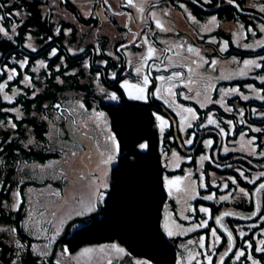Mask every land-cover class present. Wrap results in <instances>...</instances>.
<instances>
[{"label": "trees", "instance_id": "obj_1", "mask_svg": "<svg viewBox=\"0 0 264 264\" xmlns=\"http://www.w3.org/2000/svg\"><path fill=\"white\" fill-rule=\"evenodd\" d=\"M91 2L94 10H103L108 16V22L121 35L120 39L112 42L109 36L101 34L95 38L94 30L100 31L104 21L97 16L84 15L74 0H0V4L4 5L0 8V14L21 13L20 16L13 15L0 22L9 36H12L9 40L0 33V70L3 72L0 83L7 80L8 70L15 68L20 75L8 82L5 92L8 95H12L13 90L22 92L12 103L4 101L3 94H0V121H3L0 124V264H57L59 248L66 246L68 252L74 254L84 247L110 242L120 244L129 254L147 259L153 264H176L181 238H167L162 229V219L164 207L169 200L166 174L178 172L167 171L162 149H176L195 159L205 151L203 141L213 138L215 145L211 156L213 163L221 166L222 169H218L220 174L235 177L249 193H253L264 182V177H261L256 184H249L237 171L239 169L245 176H252L255 171L264 169V158L254 159L239 153L223 155L219 149L220 133L216 128H196L193 145L186 147L178 129V116L153 95L152 88L148 102L126 98L121 84L131 76L132 71L127 64L125 51L137 47L135 39L128 40L124 34L131 35L133 31V15L130 10L120 9L114 0H107V3L104 0ZM114 3L120 14L113 7ZM247 3L244 0H234L231 4L228 0H209L208 3L204 0L159 2L174 7L183 4L200 20L217 16L221 20H243L249 25L253 23L249 19L253 16L263 19L259 16L261 13L252 15L251 12L256 13L257 10L247 7ZM119 16L125 17V24L120 23ZM13 24L17 26L16 34L11 31ZM81 28L86 29L82 34ZM29 44L36 49L35 52L28 47ZM52 49L57 50L56 56L51 55ZM234 53L242 58L253 57L263 54L264 47L257 51H243L233 47L224 54L218 52L215 55L226 58ZM25 58L28 65L20 68L17 62ZM39 61H44L48 67H40ZM25 75L33 78V87L21 83ZM98 83L108 93H116L121 102H107V95L101 94ZM258 86L264 88V85ZM34 91L36 95L33 97ZM68 100H81L89 109L104 111L120 143V152L110 172V186L104 203L89 215L70 221L54 251L43 257L33 250L35 238L25 227L26 204H21L19 211L15 210L12 207V194L24 182L27 186L36 183L29 177L28 164L46 163L60 157V152L48 140L49 118L57 111L54 105L59 104L61 108ZM239 102L246 107L260 104L256 100ZM13 108H19L22 116L18 118L14 111H3ZM156 115L170 120V126L163 137ZM10 122L17 127L13 129ZM241 131L239 129L237 133ZM192 133L193 129L188 135ZM144 142L148 143V149H139L138 145ZM210 169L214 167L208 162L206 170ZM207 205L212 210L210 225L213 227L216 226L215 218L229 209L250 217L255 211L253 197ZM262 211L264 213V208ZM260 219L251 224L227 220L236 239V249L242 247L247 238L255 251L254 229L249 226L257 224ZM235 225L251 229L250 236L241 238L235 231ZM17 241L24 247H18ZM225 243L227 238L223 235ZM223 244L213 264L218 263L219 254L225 251Z\"/></svg>", "mask_w": 264, "mask_h": 264}, {"label": "rangeland", "instance_id": "obj_2", "mask_svg": "<svg viewBox=\"0 0 264 264\" xmlns=\"http://www.w3.org/2000/svg\"><path fill=\"white\" fill-rule=\"evenodd\" d=\"M74 1L80 7L84 15L97 16L104 21V26L100 31L94 30L93 35L95 38L97 34H101L109 36L112 42L120 39L121 35L118 34L116 28L111 26L108 22V16L103 10H94L91 0ZM160 1L161 0H135V3L133 1L135 7L129 6L133 9L130 11L133 15V31L131 35L125 33L124 37H128V40L135 39V46L137 47L135 50L130 48L125 51L127 64L132 71L131 76L127 78L130 83L141 82L136 76L135 69L141 65L142 58L146 56L148 44H151V46L156 49L153 58L146 61V66L142 72V75H150L151 82L148 85V99L147 101L140 102L149 101L151 88L154 92L156 88H161V96H154L163 103L165 99L169 101L171 106H169V104H164L178 116V129L184 141L193 138L194 143L195 136H192L193 133L190 136L188 135L189 131L192 129L194 133L197 134L196 128L200 130L209 127L216 128L215 125H208L206 128L198 127L201 123L207 124L206 117L211 115L218 121L220 127L224 128L225 133H227V135L221 134L219 129L216 128L220 133L219 149L223 155L239 153L254 159L264 158V156L260 155L261 152H264V106L262 103L264 99H260L261 96H264V88L258 86V84L264 85V59H261V57H264V53L247 58H242L236 53L226 58L215 55L218 52L224 54L233 47L243 51H257L264 47V44L258 43L264 42V32L260 31V25H264V11H261V8L264 7V0H248L247 7L257 10L256 13L251 12L252 15H259L261 13L259 16L263 18L259 19L253 16V18H249L251 22H253L249 25L243 20H221L217 16H211L204 20H200L183 4L174 7L161 5L159 4ZM113 7L116 8L117 12H119L118 14H120V10L115 3ZM141 7L144 9L143 12L140 11ZM153 13H155V16L152 15ZM213 17L216 18L214 22L212 20ZM118 18L122 25L126 23L125 17L119 16ZM156 20L161 21L166 31H162L156 27ZM249 28L252 29V32H255V35L248 31ZM85 30L86 29L81 28L80 34L85 32ZM145 37L148 38V44L143 43ZM225 42L227 43L226 48H224ZM189 47L197 49L199 55H197L196 52H189ZM245 60H254L261 64L262 67L256 68L255 66H249L245 68L243 64ZM205 61H207V63H205ZM213 61H215V64L212 63ZM189 69H191V71H189ZM242 70L245 72L243 76L240 75ZM173 72H181L183 75L179 79L174 78L172 81L166 82H161L156 79L159 75H164L167 78ZM168 84L175 85L173 92L176 95L174 97L169 96L164 91V87ZM97 85L101 94L107 95L105 97L107 102H121V98L118 96L117 100L110 99L111 93H108L100 83ZM232 88H239V93L224 94V90ZM101 89L104 91L102 92ZM197 92L199 95H196ZM241 94H243V96H248L249 99L244 100ZM185 96L188 98L185 99ZM173 100L175 103H173ZM250 100H256L260 102V104L246 107L239 102L243 101L246 103ZM216 101L220 102L217 103ZM78 102L83 101H65L62 107L60 109L57 108V111L49 118L50 129L48 132V140L50 145L60 152V157L49 160L46 163L34 162L28 164L27 169L29 170V177L35 180L36 183L27 186L24 185V182L21 184V187L16 189L12 194L13 204L16 202L14 194L17 191L21 194L20 200L22 202L20 205L26 204L27 214L24 223L25 227L35 238L33 246L41 251L48 252V255L54 251L56 243L63 234L66 225L73 219L82 217L78 216L77 213L83 211L93 200H98L99 193L96 191L97 189H99V192L104 193L105 200L110 186V172L112 166L117 161L116 158L111 164L104 163L107 156L110 154L111 148L108 136L114 133L107 115V124H105L103 120H97L94 115V111H101L89 109L83 102L87 109L85 112L78 107ZM201 104H204L205 107H201ZM178 105L184 108L191 107L195 110L199 119L196 121L189 120V122L193 124L192 128H187L186 125L182 123L181 116L179 115L181 108L177 107ZM226 108H231L232 111H226ZM164 119L169 122L168 126L165 128L166 130L170 126V120L169 118ZM227 121H232V125H228ZM254 128H260L262 131H252ZM239 129L243 131L237 133ZM164 132H160L161 137L164 136ZM242 134L243 139H241ZM253 138L254 145H249L248 141ZM208 139L213 141V145L209 148L203 143L205 151L195 158L196 160L183 155L176 149L171 151H164L162 149L163 160L167 171L178 172L176 174L167 173L166 182L167 180H174L178 176L182 178L187 177L188 174L191 173V177L184 180L179 186V191L176 186H173L171 189L168 187L169 200L164 207L162 225L166 216L170 217L169 223L175 231H179L177 226L187 229L204 219H207L209 224V228H198L195 232H188L186 235H176L173 237H169L162 227L167 238H181V241L178 243L179 251L177 262L183 259L184 264H187L188 251H197L200 253L208 251L209 254L213 256L214 261L215 256H218V249L223 244V232L217 224L215 227L210 225L212 221V210L207 203H231L241 197H245L239 193L236 185H233L229 180V177H235L231 175L224 176L218 172V169L222 168L213 163L211 156L215 141L213 138H206L205 140ZM192 145L185 144L186 147H191ZM252 147L256 149L255 155L250 154ZM224 148H228L229 151L225 152ZM174 152L178 155L179 167L176 166L177 158L173 156ZM73 153H75V155H73ZM201 156L210 158L204 160L202 166L200 161ZM208 162L212 163L214 169L206 170V164ZM48 165L51 166L46 167ZM262 171H264V169L255 171L252 176H247L248 180L253 179L254 176L259 175ZM106 172L107 176L105 175ZM201 173L204 177L203 183L207 185V187L204 188L199 186L201 183ZM248 180L244 179V181L249 183ZM105 182L108 184L107 189L101 187ZM237 182L239 187L244 188L238 180ZM224 183H228V189L223 188ZM193 184L196 187V191L199 193L196 199H191V194L184 191L186 185ZM244 189L247 191L246 188ZM254 191L253 193L247 191L249 196L246 198H252L254 196ZM55 192H59L60 195H53ZM229 192H232V198L230 200H219L220 196L227 195ZM213 193H215V198L211 201L202 198ZM263 195L264 191H261L259 194L261 211L264 208ZM102 204L97 203L96 210H98ZM189 206L195 209V211H191ZM200 207L209 208L211 211V218H209L208 214L201 213L199 211ZM226 212H233L245 218L250 217L235 209H229ZM89 214L83 215V217ZM262 214H264L263 211ZM262 214L249 224L257 221ZM184 217H188V219H184ZM227 222V220H224L225 226L232 231ZM263 223L264 219L261 218L257 224H254L257 227H252L253 225L249 226V228L254 229L253 234L257 246L256 248L261 247L259 241L264 240ZM235 226V231L238 232V234L240 231L246 233L243 239L246 236H250V232H252L251 229H246L243 225ZM211 228H216L218 235L221 236V243L215 248V254L209 251V245L212 240L210 235ZM57 229H60L59 235H57ZM200 236L206 237L205 249H200L198 244L188 245L187 250L181 247L187 244L189 240L198 241ZM52 237H55V240H52ZM246 239L243 241V246L238 249L235 248L233 252L244 250L246 256L242 257L240 261H235V257L232 255L228 260L229 262H227L228 264H251V260L246 258L249 254H251L254 259L259 260L260 264H264V253L254 251L253 248L248 249L247 243L250 242V240ZM113 244L123 248L116 242H110L90 245L72 254L68 251L65 253L64 248L66 246H64L58 249V261H60V264H108L109 260H111L112 264H137V261L147 260L129 254L125 248H123V253L116 252L110 247ZM223 246L226 250L227 243L223 244ZM85 248H91L93 251L88 255H82ZM34 251L38 254L36 250ZM197 259L202 261L203 264H207L206 258L203 255L199 256ZM150 264L153 263L150 262ZM192 264H197V262L194 260Z\"/></svg>", "mask_w": 264, "mask_h": 264}, {"label": "snow or ice", "instance_id": "obj_3", "mask_svg": "<svg viewBox=\"0 0 264 264\" xmlns=\"http://www.w3.org/2000/svg\"><path fill=\"white\" fill-rule=\"evenodd\" d=\"M233 2H234V0H228V3H230V4L233 3ZM104 3H107V0H104ZM127 5L135 7V5L133 4V0H127ZM3 7H4V5L0 4V8H3ZM181 7H183V6H181ZM140 11L141 12L144 11L143 7L140 8ZM261 11H264V7L261 8ZM20 14L21 13L19 11L14 12V13H3V14H0V22L4 21L6 18H11V16H13V15L14 16H20ZM152 15L155 16V13H153ZM215 19H216L215 17L212 18L213 22L215 21ZM16 27L17 26L15 24H13L12 27H11V31H12L13 34H16ZM156 27L161 29L162 31H166V29H164V27H163V25H162L160 20H156ZM241 27H243V26H241ZM248 31L252 32V29L249 28ZM260 31L264 32V25H260ZM0 33H2L3 36L7 37L9 40L12 39V36H9L8 31L6 30V28L2 24H0ZM252 34L255 35V32H252ZM29 39H31V37H29ZM143 43L144 44H148V38L147 37L144 38ZM258 43L259 44H264V42H258ZM28 47L31 48V50L33 52L36 51V49L33 48L31 44H29ZM122 47H126V46H122ZM226 47H227V43L225 42L224 48H226ZM221 50H224V49H221ZM81 51H83V49H81ZM188 51L189 52H196V54L199 55L198 50L194 49L192 47H189ZM155 52H156V49L154 47H152L151 44H148L146 56H144L142 58L141 65L139 67H136V69H135V73H136L137 78L141 80L140 83H130L127 79H125L123 81V83L121 84V87L124 89L125 94H126V96H127V98L129 100H132V101H147V99H148V85L151 82L150 81V75H148V74H143L142 75V72H143V69L146 66V61L152 59L153 56L155 55ZM51 55L52 56H56L57 55V50L56 49H52ZM108 55H112V53H108ZM261 59H264V57H261ZM17 63L19 64L20 68H24L25 66L28 65V60H27V58H25L24 60L18 61ZM38 63H39V66L42 67V68H47L48 67V65L44 61H39ZM104 63L106 64L107 62L105 61ZM205 63H207V61H205ZM212 63L215 64V61H213ZM243 64H244L245 68H248L249 66H255L256 68H261L262 67L261 64L257 63L254 60H245V61H243ZM85 66L87 67V65H85ZM6 67L7 66H5V68ZM33 71H37V69H33ZM189 71H191V69H189ZM2 74H3V72H2V70H0V75H2ZM18 75H20V73H18L15 68H12V69L8 70L7 80L4 83H0V94H3L2 99L4 101L12 103L14 101V98L17 95L22 94V92L19 91V90H13L12 95H8L5 92V89H7L8 86H9L8 82L14 80ZM182 75L183 74L181 72H173L167 78L164 75H159V76L156 77V79L161 81V82H166V81H172L174 78L175 79H179L180 77H182ZM240 75L241 76L245 75V72L242 70L240 72ZM112 76H113V78H115V73H113ZM32 79L33 78L31 76L25 75L23 77V80L21 81V83L25 84L28 87H33ZM97 79H98V77H97ZM185 86H187V85H185ZM174 87H175V85L168 84L166 87H164V91L169 96H173L174 97L176 95L173 92V88ZM249 87H251V86H249ZM101 91L103 92L104 90L101 89ZM239 91H240L239 88H232V89H229V90H224V94L227 95L229 93H239ZM35 95H36V92L34 91L33 92V97ZM153 95H155L157 97L161 96V88H156V90L153 93ZM196 95H199V93L197 92ZM241 95H242V98L244 100L249 99L248 96H243V94H241ZM184 98L187 99L188 97L185 96ZM110 99L117 100L118 97H117L116 93H111ZM260 99H264V96H261ZM216 102L219 103L220 101H216ZM164 103L165 104H169V101L167 99H165ZM173 103H175L174 100H173ZM169 106H171V104H169ZM200 106L201 107H205L204 104H201ZM45 107H47V106H45ZM54 107L60 108V105L57 104V105H54ZM78 107L80 109L84 110L85 112L87 111V109L85 108V105H84L83 102H78ZM177 107L181 108V112L179 113V115L181 116L182 123L184 125H186L187 128H192L193 124L190 123L189 120L196 121V120L199 119V117L197 116L195 110L193 108H191V107L184 108V107L179 106V105ZM225 110L229 111V112L232 111L231 108H226ZM3 111H14V112H16L18 114V118L20 116H22V113H20V109L19 108L3 109ZM94 115H95V118L97 120H103L105 122V124H107V117H106V114L104 112H102V111L101 112H95L94 111ZM155 119L159 122L158 123L159 131L161 133H163L165 128L168 126L169 122L167 120H165L162 116H159V115H156ZM206 120H207V124L201 123V124L198 125V127L206 128L208 125H215L216 128L219 129L221 134L227 135V133H225L224 128H221L220 124L218 123V121L216 119H214L211 115H208L206 117ZM2 123H3V121H0V124H2ZM227 123H228V125H232L233 122L232 121H227ZM10 124H11V127L13 129H15L17 127V125L15 123H11L10 122ZM252 131L261 132L262 129L254 128V129H252ZM109 132H110V129H109ZM192 136L194 137L195 133H193ZM241 139H243V134L241 136ZM108 140L110 141L111 148H110V154L107 156V159L104 161L105 164H111L113 161H115L117 156L119 155V152H120V143L117 140V138H116L114 133H111L108 136ZM184 143L187 144V145H192L193 144V138L186 139L184 141ZM203 143L205 144L206 147H209V148L213 145V141L211 139L205 140V141H203ZM248 144L249 145H254V138L252 140H249ZM138 147L141 150H146V149H148L149 145H148L147 142H144V143L139 144ZM224 151L228 152L229 149L228 148H224ZM250 154H252V155L256 154L255 147H252ZM73 155H75V153H73ZM260 155L264 156V152H261ZM173 156L177 158L176 166L179 167V163H178V159L179 158H178L177 153L174 152ZM207 159H210V158L207 157V156H201L200 157L201 166L203 165V161L207 160ZM50 166L51 165H48L46 167H50ZM237 171L239 172L241 177H243L245 180H248V177L244 175L243 171H240L239 169H237ZM105 175L107 176V172L105 173ZM190 177H191V173H189L188 176L184 177V178L178 176L174 180H167V185H168V187L170 189L173 186H176L177 190L179 191L180 190L179 186L183 183L184 180H187ZM261 177H264V171L260 172L259 175L254 176L253 179L248 180V182L251 183V184H256V181L259 180ZM203 179H204V177H203V174L201 173V175H200L201 183H200L199 186L202 187V188L207 187V185H205L203 183ZM229 180L231 181V183L233 185H236V187H237V189H238L240 194H242L245 197L249 196V193L244 188L239 187V184H238V182H237V180L235 178L229 177ZM101 187H103L104 189H107L108 188V184L105 182V183H103L101 185ZM228 187H229L228 183H224L223 184V188L224 189H228ZM96 191L99 193L98 200H93L90 204H88L84 208L83 211L77 213L78 216H83V215H86V214L94 212L96 210V208H97V203H101V204L103 203L104 193L99 192V189H97ZM184 191L186 193H190L191 194V199H196V197L199 195V193L196 191V187H195L194 184L193 185H186L184 187ZM255 191H256V195L257 196L261 193V191H264V183H260ZM14 195L16 197V202L12 205V207L15 210L19 211L20 203L22 202L20 200V195L21 194H20L19 191H17ZM53 195L59 196L60 193L59 192H55V193H53ZM202 198L205 199V200L211 201V200H213L215 198V193L207 195V196H204ZM231 198H232V192H229L227 195L220 196L219 200L228 201ZM189 207H190L191 211H195V209H192L191 206H189ZM199 211L201 213L208 214L209 218H211V211H210L209 208L200 207ZM258 213H261V205H260L259 201L256 202L255 211H253L251 213V216H257ZM231 215H235V213H233V212H224L221 216H218V217L215 218V223L220 225V227L224 230V232L227 233V249L224 252L220 253L219 264H225V257L229 256V253L232 252V248L235 247V240H234V237H233V232L230 231L222 223L224 216H231ZM261 218L264 219V215H262ZM169 219H170V217L166 216L165 217V221H164V223L162 225L163 229L165 230L166 234L169 237H173V236H176V235H186L188 232H195L198 228H209L208 220L204 219V220H201L199 223H197V224H195L192 227L187 228V229H183V228H180V226H177L179 228V231H175V230H173L172 226L170 225ZM184 219H188V217H184ZM252 227H257V226L253 225ZM12 231L14 232L15 230L12 229ZM59 232H60V229H57V235H59ZM210 235H211L212 240H211V243L209 245V251H211L213 254H215V248L218 245H220V243H221V236L218 235L216 228H211L210 229ZM239 235H240L241 238H243L246 235V233H244L243 231H240ZM51 239L55 240V237H52ZM205 240H206L205 236H200L198 241L189 240L187 242V244L182 245L181 247H183L185 250H187L188 245L198 244V247L200 249H205V247H206ZM259 244L261 245V247L256 248L255 251L264 253V240H260ZM17 245H18V247H21V248L24 247L23 245L19 244L18 241H17ZM33 247H34V250H36L38 252V254L41 255V256H47L49 254L46 251L39 250L35 246H33ZM110 247L112 249H114L116 252H119V253H123L124 252L123 248H120V247H118L115 244L111 245ZM247 248L248 249H252L253 248V245H252L251 242L247 243ZM101 250H103V249H101ZM67 251H68V249H67V247H65L64 248V252L67 253ZM92 251H93V249H91V248H85L83 250V252H82V255H88ZM201 255H203L206 258L207 264H213V256L210 255L208 251H205L204 253H200V252H197V251H188L187 264H192V261H194V260L197 262V264H203L202 261L197 259ZM233 255L235 257V261H240L242 257L246 256V253H245L244 250H238L235 253H233ZM246 258L251 260V264H260V261L257 260V259H254L251 256V254H249ZM57 264H60V261H57ZM108 264H112L111 260H109ZM137 264H150V262L147 261V260H145V261H137ZM177 264H184V260L183 259L182 260H178Z\"/></svg>", "mask_w": 264, "mask_h": 264}, {"label": "water", "instance_id": "obj_4", "mask_svg": "<svg viewBox=\"0 0 264 264\" xmlns=\"http://www.w3.org/2000/svg\"><path fill=\"white\" fill-rule=\"evenodd\" d=\"M264 183V182H262ZM259 186V185H258ZM257 186V187H258ZM256 190V189H255ZM253 199H254V206L256 205V202L259 201V195L257 196L256 195V191H254V196H253ZM260 202V201H259ZM224 213V212H223ZM223 213H221L220 215L218 216H221ZM259 213L257 214V216H251V217H243V216H240V215H231V216H224L223 218V221L222 223L224 224V220H234V221H237L239 223H249V222H252L254 221L257 217H258ZM217 216V217H218ZM218 225V224H217ZM225 225V224H224ZM218 227L220 228V230L223 232L224 236L227 238V233L224 232V230L220 227V225H218ZM234 237V240H235V247L232 248V252L229 253V256L225 257V264H227L228 260L230 259V257L233 255V252L235 251V248H236V239H235V236L233 235ZM219 264V261L218 263Z\"/></svg>", "mask_w": 264, "mask_h": 264}, {"label": "flooded vegetation", "instance_id": "obj_5", "mask_svg": "<svg viewBox=\"0 0 264 264\" xmlns=\"http://www.w3.org/2000/svg\"><path fill=\"white\" fill-rule=\"evenodd\" d=\"M115 2H116V4H118V7L120 8V9H122V10H130V11H132L133 9L132 8H130L128 5H127V0H114ZM134 1V3H135V0H133ZM240 1H242V0H240ZM244 1H248V0H244ZM205 2H209V0H206ZM135 5V4H134Z\"/></svg>", "mask_w": 264, "mask_h": 264}]
</instances>
